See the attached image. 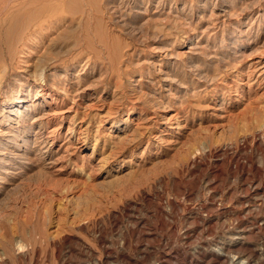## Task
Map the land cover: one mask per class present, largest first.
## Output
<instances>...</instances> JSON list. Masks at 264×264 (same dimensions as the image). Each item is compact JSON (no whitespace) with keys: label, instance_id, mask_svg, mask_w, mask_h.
<instances>
[{"label":"rangeland","instance_id":"1","mask_svg":"<svg viewBox=\"0 0 264 264\" xmlns=\"http://www.w3.org/2000/svg\"><path fill=\"white\" fill-rule=\"evenodd\" d=\"M263 121L264 0H0V264H211Z\"/></svg>","mask_w":264,"mask_h":264},{"label":"bare ground","instance_id":"2","mask_svg":"<svg viewBox=\"0 0 264 264\" xmlns=\"http://www.w3.org/2000/svg\"><path fill=\"white\" fill-rule=\"evenodd\" d=\"M43 96V95H42ZM41 96V97H42ZM47 99V97H45L44 96V101ZM37 105V104H36ZM35 105V106H36ZM42 106V105H41ZM25 108H27L26 106H25ZM29 109V108H28ZM22 113V112H21ZM44 115H48V113L47 114H44ZM43 115V116H44ZM21 116V115H20ZM23 117V116H22ZM17 118V117H16ZM15 118V119H16ZM42 117H39L37 120H38V122L40 123V126H39V129L37 130V134H38V137H40V139L41 138H43V140H48L49 138H53V135H54V131L53 130H47V126H48V124L50 123V121H51V119L47 116V118L45 119V120H43V119H41ZM260 123H261V121H260ZM263 123H264V121H263ZM260 125V124H259ZM262 125H264V124H262ZM262 125H260V129H262ZM259 131V130H258ZM260 132V131H259ZM85 134H86V132H85ZM262 134V133H261ZM81 135H82V131H81ZM86 136H87V134H86ZM86 136H85V138H86ZM98 140V139H97ZM42 142V141H41ZM45 144V143H44ZM112 145V144H111ZM52 152H50V154H51ZM7 154V153H6ZM15 163V162H14ZM52 163V162H51ZM130 170H132V169H130ZM130 172V171H129ZM132 172V171H131ZM216 172V171H215ZM218 172V171H217ZM220 173H222V172H220ZM216 175V174H215ZM212 177V176H211ZM213 177H214V175H213ZM217 177V176H216ZM264 177V176H263ZM210 179V178H209ZM208 179V180H209ZM213 179H215V178H213ZM263 180V179H262ZM260 181V180H259ZM264 181V180H263ZM214 182V181H213ZM213 185L211 184V183H209V185L207 186L208 187V189L210 188L211 189V187H212ZM247 187H248V185H247ZM218 188V187H217ZM215 189H216V187H215ZM260 189L259 188H256V193H250V194H248V195H246V196H244V198L245 199H248L249 198V200H250V198H254V199H257L258 198V196L260 195V192H257V191H259ZM263 190H264V188H263ZM211 191H212V189H211ZM223 191V190H222ZM214 192V191H213ZM248 192V191H247ZM255 192V191H254ZM263 192V191H262ZM205 193V192H204ZM222 195V194H221ZM214 196V195H213ZM234 196V195H233ZM233 196H231V197H233ZM215 197V196H214ZM226 197V196H225ZM230 197V198H231ZM239 197V196H238ZM229 198V199H230ZM235 198V197H234ZM207 199V198H206ZM253 199V200H254ZM263 199H264V192H263ZM214 201V200H213ZM221 201V200H220ZM223 201V200H222ZM230 202H231V200H229ZM203 202H204V200H203ZM216 202V201H215ZM241 202H243V201H241ZM259 203V202H258ZM223 204H224V202H223ZM242 205L244 204V206H242L241 207V209L243 208V210H247V212L249 211V210H252V207H254V204L252 203V204H250V203H248L247 202V204H245V203H241ZM260 204H261V202H260ZM259 204V205H260ZM257 205V204H256ZM255 205V206H256ZM261 205H263L264 206V203H262ZM261 205H260V207H261ZM204 206V205H203ZM238 206V205H237ZM216 207V206H215ZM199 208V207H198ZM237 208V207H236ZM256 208V207H255ZM263 209V208H262ZM201 210V209H200ZM224 211V210H223ZM234 211V210H233ZM232 211V212H233ZM242 211V210H241ZM240 211V212H241ZM258 211H259V209H258ZM262 211V210H261ZM212 212V211H211ZM260 212V211H259ZM259 212H257V213H259ZM248 213H250V211L248 212ZM252 213H253V211H252ZM264 213V212H263ZM255 214V213H254ZM257 215V214H256ZM197 216V215H196ZM202 216V215H201ZM206 216V215H205ZM237 216H239V212H237ZM252 216V215H251ZM261 216V215H260ZM263 216V215H262ZM257 218V216L256 217H254V220ZM229 219V218H228ZM236 219V218H235ZM247 219H249V217L247 218ZM261 219V222L260 223H258V222H256V224H254V223H252V225H251V227L250 228H247L245 225H243V224H241V225H238V229L239 230H237V231H233L232 233H234L233 235H232V239H231V241L229 240V241H225V240H222L223 242H222V246L220 247V249L221 250H223L222 252H220V253H215L214 251H212L211 252V258L210 259H212L213 260V262H211V264H226V262H228L230 259H232V261L231 262H235L236 264H262L263 263V261H264V242H262V245L260 246V247H256V248H253L252 246H250L249 244H247L246 243V241H245V239H246V237L248 236V234L249 233H256V232H258V233H264V217H261L260 218ZM207 220H208V218H207ZM258 220V219H257ZM196 221V220H195ZM210 221V220H209ZM217 221V220H216ZM229 221V220H228ZM260 221V220H259ZM251 222V221H250ZM214 224H215V222H214ZM213 224V225H214ZM224 224V223H223ZM231 224H232V222H231ZM175 225V224H174ZM207 225H210L209 224V222L207 221ZM222 226V225H221ZM247 226H248V224H247ZM176 228V227H175ZM196 228V227H195ZM182 229H184V228H182ZM203 229V228H202ZM205 229H207V228H205ZM215 229H216V227H215ZM200 232V231H199ZM248 232V233H247ZM201 233V232H200ZM191 234V233H190ZM198 237V236H197ZM206 237H209V236H206ZM261 237H264V236H261ZM195 238H196V236H195ZM205 238V237H204ZM203 239V238H202ZM179 240H180V238H179ZM196 240V239H195ZM210 240V239H209ZM262 240V239H261ZM213 241V240H212ZM194 243H195V241H193ZM188 243V242H187ZM191 243V242H190ZM259 243V242H258ZM168 244H169V242H168ZM167 244V245H168ZM173 244V243H172ZM186 244V243H185ZM189 244V243H188ZM208 244H209V242H208ZM163 245V244H162ZM166 245V244H165ZM164 245V246H165ZM19 247H24L23 246V243H20L19 245H18ZM187 246H189V245H187ZM200 246V245H199ZM208 246V245H207ZM105 247V246H104ZM147 247V246H146ZM162 247V246H161ZM195 247V246H194ZM190 249V248H189ZM195 249V248H194ZM219 249V248H218ZM85 250V249H84ZM125 250V249H124ZM124 250H122V251H124ZM151 250V249H150ZM85 252H87V251H85ZM163 252H165L161 257H159V259H157L156 261H155V263L154 264H166V263H169L170 261H172L171 260V257H172V254H171V252H166V251H163ZM204 252V251H203ZM175 254V253H174ZM173 254V255H174ZM107 255V254H106ZM178 255V254H177ZM176 255V256H177ZM204 255V254H203ZM109 256V255H108ZM122 256V255H121ZM175 256V257H176ZM182 256V255H181ZM206 256H209V255H206ZM95 257V256H94ZM92 258L93 260L94 259H96V257L95 258ZM148 257V256H147ZM129 258V257H128ZM127 258V259H128ZM182 258V257H181ZM91 259V258H90ZM99 259V262H97V260H95V261H91V262H88L87 264H102L103 263V260L101 259L100 260V258H98ZM148 259V258H147ZM161 259V260H160ZM107 260V259H106ZM113 260H115V259H113ZM118 260V259H117ZM150 260V259H149ZM180 260V259H179ZM89 261V260H88ZM108 261H110V260H108ZM107 261V262H108ZM119 261V260H118ZM208 261V260H207ZM69 262V261H68ZM115 262V261H114ZM117 262V261H116ZM70 263V262H69ZM109 263V262H108ZM110 263H111V261H110ZM109 263V264H110ZM120 263V262H119ZM230 263V262H229ZM73 264V263H72ZM81 264V263H80ZM178 264V263H177ZM210 264V263H209Z\"/></svg>","mask_w":264,"mask_h":264}]
</instances>
